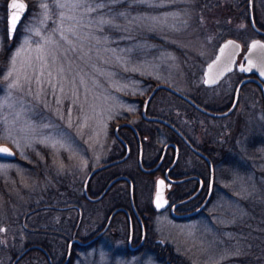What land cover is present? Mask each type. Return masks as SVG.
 Listing matches in <instances>:
<instances>
[{
	"label": "rangeland",
	"instance_id": "1",
	"mask_svg": "<svg viewBox=\"0 0 264 264\" xmlns=\"http://www.w3.org/2000/svg\"><path fill=\"white\" fill-rule=\"evenodd\" d=\"M7 1L0 0V51L8 39ZM28 1L30 11L17 30L9 60L0 73V144L9 145L17 153L16 159L0 156V239L5 238L9 245L1 247L0 242V264H10L14 253L26 244L50 242L35 232V228L45 225L37 220L42 212H30L32 206L42 201L43 181L50 185L52 180L61 179L67 185L72 177L84 180L92 154L96 156L95 161L100 160L99 151L111 137L112 121L120 115L135 113L139 99L143 100L156 83L195 95L204 106L223 109L232 100L234 87L242 76L233 72L217 86L206 87L203 84L205 66L225 37L233 36L247 44L257 35L247 17V0H220L221 8L210 13L199 4L217 3L216 0H90L105 4L94 12L83 8L59 10L52 0H44L49 5L50 18L43 24L41 0ZM58 11L65 17H75L63 21L72 45L59 35L53 36L56 44H44L59 23ZM101 18L112 23L101 24ZM69 27L75 28V36L66 31ZM28 28L33 31L29 32ZM24 39L30 44L16 61L23 90L9 89V81L4 76L9 70L10 58ZM38 45L46 52L55 51L58 62L52 64L49 58L42 77L45 83L38 89L33 80L29 95V86L22 77L24 72L32 75L27 64L36 65ZM61 66L62 76L58 74ZM47 71H51V77ZM48 79L51 84L46 82ZM259 88L255 82L246 83L238 108L221 118L197 114L169 90L160 89L159 95L165 99L166 115H175L169 108L189 110V135L196 144L204 142L209 130L223 127H231L235 133L243 128L239 133L255 135L264 141ZM244 135L238 140L240 146H244L241 142ZM9 136L11 139L6 138ZM13 140L19 142V149ZM41 140L47 142L40 143ZM29 142L31 147L26 146ZM191 163L186 166L189 171L201 169L194 153ZM216 172V193L201 216L183 223L171 221L162 214L157 216V222L163 227V238L180 259L178 264H241L228 261L231 255L240 252L238 244L231 249L224 248L225 230L244 217V206L236 203L237 186L238 190L243 188V174L250 179L254 175L247 169L240 170L239 166L227 164L225 167L221 163H216ZM104 239L90 248H76L71 264H164L145 251L133 255L122 251L121 254L117 248H124L122 242L106 245ZM59 247L61 252L54 251L57 259L65 253L67 244ZM28 253L31 254L18 264H47L38 249Z\"/></svg>",
	"mask_w": 264,
	"mask_h": 264
},
{
	"label": "flooded vegetation",
	"instance_id": "2",
	"mask_svg": "<svg viewBox=\"0 0 264 264\" xmlns=\"http://www.w3.org/2000/svg\"><path fill=\"white\" fill-rule=\"evenodd\" d=\"M247 1V17L250 22L249 0ZM256 1L253 0L254 19L257 26L264 30V0ZM253 30L257 35L252 39L264 40V34L254 28ZM241 42L243 50L239 55L238 63L244 61L243 56L250 40L247 44ZM233 72L241 74L242 78L256 75L244 74L237 69ZM157 84L153 85L143 100L139 99L141 102L135 113L120 115L112 121L111 137L99 151L100 160L95 161L96 156L92 154L84 180L72 177L67 185H63L61 179L52 180L50 185L46 184L47 181H43L45 192L42 201L32 206L30 212H42L36 219L45 225L35 228V232L50 241L46 242L50 248L41 244L42 240L39 242L47 251L38 249L45 256L47 264H64L73 239L77 240L72 243L71 256L66 264L72 263L76 248L93 247L104 238L106 245L122 242L124 248H117L121 254L122 251L132 255L145 251L153 254L164 264H178L180 259L175 257L171 245L163 238V227L157 222V216L162 214L169 220L179 223L201 216L214 198L218 180L216 164L211 158L215 168L212 197L203 210L190 214L198 209L208 196L211 186L210 164L189 144L190 141L204 152L189 135V110L181 112L169 108L175 115L174 117L166 115L165 99L160 97L157 91L147 105L146 115L143 114L145 100ZM180 99L189 106L187 100ZM233 99L234 95L231 104ZM240 101L241 95L239 103ZM262 110L264 112L263 94ZM150 117L169 120L186 139L171 125ZM123 123L126 124L118 127ZM193 153L199 158L198 165H201V169L189 171V167L186 166L192 165ZM191 174H197L200 179H184ZM49 177L51 178V175ZM159 179L164 181V195L169 199V205L165 209H157L154 204V194ZM199 189L200 192L189 200V196ZM185 199L188 200L182 202ZM116 209L119 210L109 223ZM65 244H67L65 253L59 259L54 258L52 252L57 250L61 252L62 247L60 248L59 245ZM30 254L27 253V256Z\"/></svg>",
	"mask_w": 264,
	"mask_h": 264
},
{
	"label": "trees",
	"instance_id": "3",
	"mask_svg": "<svg viewBox=\"0 0 264 264\" xmlns=\"http://www.w3.org/2000/svg\"><path fill=\"white\" fill-rule=\"evenodd\" d=\"M216 1L217 3L203 1L199 5L202 8H206L210 13L211 10L216 11L221 8L220 6L222 4L220 0ZM213 4L217 7L214 8ZM120 5H125V3H121ZM257 23L260 25L259 22ZM4 31H6V29H4ZM16 37L17 34L12 40L9 38L6 39L4 47L0 51V73L4 70L6 63L9 60ZM236 74L238 76L241 75L239 73ZM259 90L261 91L260 88ZM190 96L197 102H200V99L197 96ZM189 106L196 111L197 114L205 116L204 113L197 110L191 104H189ZM206 106L209 107L208 105ZM230 106L231 101H229L223 109H212L226 110ZM240 131L242 132L243 128H241ZM239 132H233L231 127L211 129L207 132L204 142L198 144V146L214 160L215 164L221 163L225 167L227 164L229 166H239L240 170L245 171L247 169L254 175V178L250 179L246 174H243V188L238 190L237 186L238 193L236 196V203H238L239 206L241 205V207L244 206L245 209H243L245 210V214L244 217L239 220L240 223L239 221L232 223L226 228V233L224 232V248L231 249L238 244L237 249L240 253L237 255H231L228 260L229 262H240L241 264H264V141L258 139V137L255 138V135L246 136L244 135L245 133ZM242 135L244 136L242 137L241 142L245 147L237 144ZM0 240L1 247L9 246L8 242L4 241L6 240L5 238ZM41 243L47 248H50L46 242L43 241ZM25 247H27V244L23 248ZM19 252L14 253L15 256ZM52 255L56 258L54 252H52ZM26 256L27 254L23 258ZM180 264L182 263L180 262Z\"/></svg>",
	"mask_w": 264,
	"mask_h": 264
},
{
	"label": "water",
	"instance_id": "4",
	"mask_svg": "<svg viewBox=\"0 0 264 264\" xmlns=\"http://www.w3.org/2000/svg\"><path fill=\"white\" fill-rule=\"evenodd\" d=\"M17 2H23L26 5L25 10L23 11V13L20 15L19 20L16 23V27L14 32L10 33L9 32V27H10V16H11V12L12 9L10 8V3L11 0H8L6 3V12H7V16H6V29H7V35L8 38L10 40L14 39L17 33V30L20 26V24L22 23L23 19L25 18L26 14H28L29 11V1L28 0H17ZM249 18H250V24L251 26L256 29L259 33L264 34V30L260 29L257 24L256 21L254 19V15H253V0H249ZM228 41H233L235 45H237L238 47L233 48L232 46H229L228 48H225L223 53H221L220 49L223 48V46L228 42ZM260 42V44H264V40L262 38H255L252 39L249 43H248V47L247 50L244 53V61L238 63V58L239 55L241 54L243 47H242V42L235 38V37H226L225 39H223L221 41V43L219 44L216 54L215 56L206 64L205 66V70H204V79H203V84L206 87H213L218 85L228 74L232 73L233 71H235L236 69L240 72H243L244 74H250V73H255V76H245L244 78H242L238 84L236 85L235 88V92H234V100L231 104V106L223 111H217V110H213L211 108L205 107L202 104H200L199 102H197L194 98H192L190 95L184 93L183 91L168 85V84H157L152 91L150 92V94L148 95V97L145 100V104H144V108H143V114L146 115V110H147V105L150 102V100L153 98V96L156 94V92L160 89H166L171 91L172 93H175L176 95H178L179 97L183 98L184 100H187L192 106H194L196 109H198L199 111L213 116V117H226L228 115H230L231 113H233V111L236 109L238 103H239V99H240V94H241V90L243 88V86L248 83V82H256L259 84L262 93H263V97H264V76L260 75V65L262 63V61H264V48H260L257 47L255 49L251 48V44L253 42ZM256 67H253V66ZM241 66H243L244 68H250L251 71H241ZM212 81H215L214 83ZM150 118H155V119H159L162 120L164 122H166L167 124L171 125L172 127H174L180 134L183 135V133L174 125L172 124L169 120L167 119H163V118H159V117H150ZM126 123H123L121 125H119L118 127H121L122 125H124ZM184 138L186 139L185 135H183ZM190 146L193 148V150L196 153L201 154L210 164V172H211V186H210V191L208 193V196L206 197L205 201L203 202V204L196 209L195 211L191 212L190 214H196L198 212H200L201 210H203L207 203L210 201L212 194H213V183H214V178H215V168L212 162V159L210 158L209 155H207L205 152L199 150L197 147H195L190 141H189ZM0 147H7L10 149L12 155H0L3 157H8L10 159H16L17 158V153L7 144H0ZM92 173L88 176L87 180H86V184L88 182V180L90 179ZM192 178H199L200 177L197 174H191L189 175V177H186L184 179H192ZM161 180H158V184H157V188L154 194V204L157 207V204H161V207H157V209H165L168 207L169 205V199H167L164 195L165 191H164V187L163 185H161L159 182ZM109 188V187H108ZM200 192V189L198 191H196L194 194H192L191 196H189V200L194 198L198 193ZM188 199L183 200L182 202L187 201ZM180 202V203H182ZM119 209H116L110 219H109V223L113 217V215L118 211ZM77 239H73L70 243V246L68 248V253H67V259L65 261L64 264H66L71 256V246L72 243L74 241H76ZM89 243V242H87ZM34 248H40L43 249L45 251H47L46 249L43 248V246H41L40 244H32L29 245L27 247H25L21 252H19L17 254V256H15V258L12 260V262L10 264H17V262L30 250L34 249ZM53 264V263H52Z\"/></svg>",
	"mask_w": 264,
	"mask_h": 264
},
{
	"label": "snow or ice",
	"instance_id": "5",
	"mask_svg": "<svg viewBox=\"0 0 264 264\" xmlns=\"http://www.w3.org/2000/svg\"><path fill=\"white\" fill-rule=\"evenodd\" d=\"M53 6L59 10H63L65 8H72V9H81L83 8L87 12H94L99 8L105 7L104 3H93L90 2V0H52ZM40 7L42 9L41 16L42 20L40 21L41 24H43L46 20L50 18L49 16V5L47 2H44V0H41ZM10 8L12 9L11 16H10V27H9V32L12 33L15 30L16 23L20 18V15L23 13V11L26 8V5L23 2H17V0H11L10 3ZM118 15L123 16L124 13H119ZM57 23L56 27L52 31V35L48 36L44 44H56V41L53 40V36L59 35L60 39L68 43L69 45H72V41L69 40L68 36L65 34V28H64V23L63 21L65 19H75V17H65L62 11H58L56 13ZM99 23L101 24H111L112 21L110 20H105V19H100ZM28 31L31 32L33 31L32 28H28ZM68 33H71L73 36L76 35V30L75 28L69 27L66 30ZM37 35L39 33L37 32ZM30 44V41L28 39H24L23 44L20 46V48L17 49V51L13 54V56L10 58L9 61V70L7 71L6 75L4 76L5 80H8L9 83L7 87L9 89L11 88H16L23 90V86L21 85V75H20V70L17 69L16 67V61L17 58L21 56V54L26 50V46ZM58 46V45H57ZM229 46H232L233 48L238 47L237 45L234 44L233 41H228L223 48L220 49L221 53H223L225 48H228ZM257 47L264 48V44H260V42L256 41L251 44V48L255 49ZM36 51L39 53L35 57L36 65L34 66L32 63L27 64V68L31 70L32 75H29L28 72H24L23 74V80L25 84L29 86L28 94L31 95V84L33 83V80L35 84L37 85V88L39 89L40 86L45 83V81L42 79V77L45 76V69L48 68V60L49 58L52 61V64H56L58 62V57L55 53V51H45V48L43 46L37 47ZM253 67H256L255 65ZM260 67V75L264 76V61H262ZM64 71L63 66L59 67L58 69V74L62 76ZM241 71H251L250 68H244L241 66ZM52 73L51 71H47V76L51 77ZM47 83L51 84L52 81L51 79H48L46 81ZM213 83L215 81H212ZM63 91V88L61 87L60 89ZM40 95V92L37 91L36 97L38 98ZM23 103V101H21ZM47 127V125H45ZM8 139H11V137H6ZM13 144L19 149L20 144L18 141L13 140ZM40 143H46V140H41L39 141ZM26 146L31 147V143H27ZM51 147H55V144H51ZM63 147V145H61ZM0 155H12L11 151L7 147H0ZM161 185H163L164 181L161 180L159 182ZM161 204H157V207H161Z\"/></svg>",
	"mask_w": 264,
	"mask_h": 264
}]
</instances>
